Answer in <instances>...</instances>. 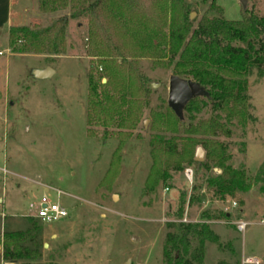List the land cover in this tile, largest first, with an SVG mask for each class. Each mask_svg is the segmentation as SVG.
Here are the masks:
<instances>
[{
	"label": "rangeland",
	"instance_id": "1",
	"mask_svg": "<svg viewBox=\"0 0 264 264\" xmlns=\"http://www.w3.org/2000/svg\"><path fill=\"white\" fill-rule=\"evenodd\" d=\"M24 1L30 12L21 21L34 29L58 23L52 35L59 19L67 18L65 46L57 53L23 52L20 42L11 45L9 35L5 38L7 30L0 38V264H168L167 235L175 231L169 223L180 221L206 223L219 236L214 242L190 233L188 253H182L191 264H264V71L253 69L247 77L250 107L245 118L214 112L208 99L201 97V107L184 109L172 132L166 113L175 61L155 49L152 37L156 33L167 37L176 8L146 1L128 12L126 23L120 20L108 30L136 66L125 72L132 76L130 89H123L126 98L144 96L136 72L150 88L143 102L134 105L141 114L137 128L115 153L119 138L103 136L101 127L90 132L87 124L91 66L103 76V83L108 79L100 56L103 36L91 32L89 17L71 16V2L45 10L40 2L48 0ZM182 1L189 4L194 26L202 16L220 15L211 7L213 0ZM215 2L230 20H240L245 7L264 16V0ZM3 17L0 8V22ZM114 58L122 62L121 57ZM46 66L56 73L36 78L33 70ZM111 81L113 88H119V78ZM211 120L217 121L216 135L188 131ZM208 137L226 146L227 164L246 172L247 190L225 198L215 194L209 179L222 169L198 144ZM198 149L204 152L202 162L196 160ZM190 158L195 163H188ZM160 163L159 175L154 171ZM186 167L193 169L192 181L185 176ZM44 185L56 189L51 191L56 199L61 191L59 199L69 217L52 224L35 218L31 208L44 193ZM239 220L248 222L244 231L237 229ZM28 228L32 233L23 243L28 256L5 260L4 233ZM201 242L204 253L199 261L192 254ZM171 254L174 257L177 251ZM246 257H256L259 263H245Z\"/></svg>",
	"mask_w": 264,
	"mask_h": 264
},
{
	"label": "trees",
	"instance_id": "2",
	"mask_svg": "<svg viewBox=\"0 0 264 264\" xmlns=\"http://www.w3.org/2000/svg\"><path fill=\"white\" fill-rule=\"evenodd\" d=\"M146 1L148 0H48L40 2V7L45 10H54L58 6L66 7L71 2V16L89 17L91 32L103 36L100 41L102 45L100 56L103 58L102 64L107 68L108 79L106 83H103V76L91 66L88 74L87 124L90 132L94 128L101 127L103 136L114 137L116 135L119 138L115 153L123 147L125 138L137 128L141 114L140 110L138 113L134 108V105L137 101L143 102L142 99L147 97L150 88L145 84L144 76L136 72L139 81L138 89L144 96L126 98L123 89L125 86L130 89L132 76L128 73L136 70V66L127 58L123 46L110 38L108 30L116 26L120 20L126 23L128 12L130 13V10L134 8H142ZM215 1H212L211 7L215 6L220 11V15L202 16L194 26L193 20L190 19L188 3L182 0H152L156 7L169 4L176 8L167 37H161L159 33H156V37H152L156 40L153 46L157 51L167 53L171 62L175 61L174 73L176 75L197 82L207 91L205 96H197L189 100L184 109L198 110L203 102L202 97L208 99L214 112L224 111L229 118H245L249 115L250 107L247 77L253 69H257L260 74L264 71V16L259 15L254 9L245 7L240 20H230L223 15V8ZM65 19L67 18L59 19L60 25L56 33L52 35L51 31L56 29L58 23L42 29H34L28 25L11 26L8 29L10 44L15 45L20 42L22 45L20 49L23 52L44 50L54 53L61 52L65 46ZM241 42L245 45L239 44ZM114 57H121L122 62L119 63ZM113 77L120 79L119 88L112 87ZM203 104L206 105V103ZM167 110L166 125L172 132H175L181 118L171 107ZM200 128L192 126L188 131L203 136L216 135L217 121L211 120ZM198 144L222 169L221 173L209 179V185L217 196L221 198L227 195L234 196L238 191L248 189L250 183L246 172L227 164L229 155L222 142L208 137L199 140ZM168 145V148H173L172 144ZM188 163L195 162L190 158ZM160 169L161 163L154 172L160 175L162 174ZM166 177L167 174L162 175V178ZM169 224L175 228V231L167 235L168 264H191V260H185L182 253V251L188 253L190 233L198 234L214 242L219 239L218 234L206 223L180 221ZM31 233L32 230L29 228L26 231L5 232L3 258L18 261L27 257L29 250L23 243L30 239ZM173 251H177L174 257L171 254ZM203 253L204 247L201 242L192 257L200 261Z\"/></svg>",
	"mask_w": 264,
	"mask_h": 264
},
{
	"label": "water",
	"instance_id": "3",
	"mask_svg": "<svg viewBox=\"0 0 264 264\" xmlns=\"http://www.w3.org/2000/svg\"><path fill=\"white\" fill-rule=\"evenodd\" d=\"M242 2L244 3L245 0H242ZM55 73L56 70L52 66H46L45 68H37L33 70L34 76L38 79L50 78ZM151 88H156L155 84H151ZM206 94L207 91L205 88L197 82L180 77L176 74H172L170 76L168 105L179 118L183 117L184 108L189 100L197 96H205ZM196 160L199 162L204 160V152L202 149H198Z\"/></svg>",
	"mask_w": 264,
	"mask_h": 264
},
{
	"label": "built area",
	"instance_id": "4",
	"mask_svg": "<svg viewBox=\"0 0 264 264\" xmlns=\"http://www.w3.org/2000/svg\"><path fill=\"white\" fill-rule=\"evenodd\" d=\"M2 52H0L1 54ZM185 176L188 180H193V169L191 167H186L184 170ZM44 193L37 199V203L32 207L33 215L35 218L40 220L44 224H52L60 222L67 217H69L68 208L63 205L59 197L61 196V191L57 190V199L51 195V191H56V189L50 185H44ZM187 221V220H184ZM248 225V222L244 220H239L236 222L237 229L244 231ZM245 263H259L256 257H246L244 259ZM5 264H15L7 262Z\"/></svg>",
	"mask_w": 264,
	"mask_h": 264
},
{
	"label": "crops",
	"instance_id": "5",
	"mask_svg": "<svg viewBox=\"0 0 264 264\" xmlns=\"http://www.w3.org/2000/svg\"><path fill=\"white\" fill-rule=\"evenodd\" d=\"M24 0H0V8L3 9V19L0 22V38L4 32L5 38L8 36V29L12 25L27 24V21L22 23V18L26 20V17H29V8L26 5ZM13 21L19 22L18 24L13 23ZM27 22V23H26Z\"/></svg>",
	"mask_w": 264,
	"mask_h": 264
}]
</instances>
